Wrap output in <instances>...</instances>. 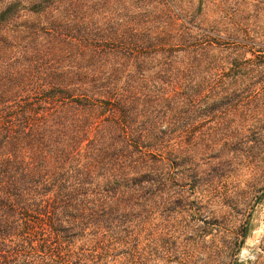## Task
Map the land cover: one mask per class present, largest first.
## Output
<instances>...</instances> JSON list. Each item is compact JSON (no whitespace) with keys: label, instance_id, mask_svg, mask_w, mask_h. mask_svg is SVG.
Segmentation results:
<instances>
[{"label":"trees","instance_id":"1","mask_svg":"<svg viewBox=\"0 0 264 264\" xmlns=\"http://www.w3.org/2000/svg\"><path fill=\"white\" fill-rule=\"evenodd\" d=\"M263 10L0 0V264L135 258L155 200L225 199L264 161Z\"/></svg>","mask_w":264,"mask_h":264},{"label":"rangeland","instance_id":"2","mask_svg":"<svg viewBox=\"0 0 264 264\" xmlns=\"http://www.w3.org/2000/svg\"><path fill=\"white\" fill-rule=\"evenodd\" d=\"M242 160L246 166H230L222 178L225 199L187 187L181 197L155 200L141 217L135 258L111 252L98 264H264V161Z\"/></svg>","mask_w":264,"mask_h":264}]
</instances>
